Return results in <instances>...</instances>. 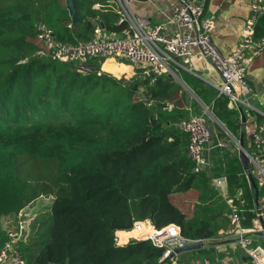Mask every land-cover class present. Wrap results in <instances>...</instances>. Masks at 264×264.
Segmentation results:
<instances>
[{
    "label": "trees",
    "instance_id": "16d2710c",
    "mask_svg": "<svg viewBox=\"0 0 264 264\" xmlns=\"http://www.w3.org/2000/svg\"><path fill=\"white\" fill-rule=\"evenodd\" d=\"M107 2L74 0L78 20L72 23L64 0H0V247L6 239L3 217L51 197L49 223L47 205V216L36 219L37 226L31 223L26 239L18 241L26 264H157L163 248L149 240L115 241V232L145 218L156 228L176 224L185 238L209 240L192 250L205 257L204 264H232L224 256L215 260L211 240L228 228L229 209L211 178L226 176L235 203L241 191L243 225L256 215L252 189L236 148L231 154L216 141L207 153L210 165L194 171L188 136L177 126L189 114L180 84L166 74L151 80L141 68L130 78L97 73L103 59L93 58L89 69L78 71L35 55L40 23L60 42L87 41L97 25L118 33L124 23L116 24ZM262 37L264 11L253 28V40ZM180 77L234 132L240 119H233L237 111L227 107L225 95L206 94L187 71ZM190 106L192 114H201L196 102ZM243 142L250 152V133ZM251 172L258 185L252 165ZM188 191L193 204L185 212L173 194ZM262 196L258 185L264 215ZM251 238L252 244L255 238L264 242Z\"/></svg>",
    "mask_w": 264,
    "mask_h": 264
},
{
    "label": "built area",
    "instance_id": "2783aa9c",
    "mask_svg": "<svg viewBox=\"0 0 264 264\" xmlns=\"http://www.w3.org/2000/svg\"><path fill=\"white\" fill-rule=\"evenodd\" d=\"M132 1L113 0L118 5L115 10L116 24L124 23V26L118 33L114 32L110 36H100L101 28L97 25L95 36L87 41L60 42L55 39L48 25L40 23L35 55L71 63L78 71L89 69V60L93 58L103 61L122 59L141 68L142 74L152 77L151 80L171 72L170 61H178L181 67L190 71L196 60H206L220 77V83L215 86L218 93L227 96L231 106L240 104L252 108L250 99L254 98V93L246 74L252 57L260 56L264 49V37L253 40V28L264 11V0H255L251 4V13L244 22L239 41L228 52H221L211 42V18L204 16L207 0H176L169 10L161 11L163 19L153 26L148 25L146 18L131 12L129 5ZM93 7L98 8V5L94 4ZM100 72L102 71H97ZM259 115L262 120L254 123L249 132L252 148L248 153L256 166L258 185L263 190L264 201V112ZM178 125L188 136L187 154L194 164V171L208 167L210 161L207 153L211 147L212 132L204 117L190 115L180 120ZM218 145L224 146L222 143ZM211 182L229 209L224 213L229 226L219 233L233 238L249 257L251 264H264V245L252 244L251 238V235L262 229L257 212L251 225H243L240 213L244 210L245 201L241 191H237L235 199L238 203H235L229 196L226 176L212 177ZM31 208L32 205H27L15 217L5 216L1 219L6 239L0 247V264H25L17 246L18 241H24L28 235L31 220L35 216ZM260 214L264 219L261 210ZM121 234L125 236L122 237ZM138 239L149 240L153 245L163 248L157 264H181L175 249L195 240L182 236L181 229L176 224L156 228L148 218L135 220L130 229L115 232V241L120 245ZM203 242L206 244L209 240Z\"/></svg>",
    "mask_w": 264,
    "mask_h": 264
},
{
    "label": "crops",
    "instance_id": "0c3cea01",
    "mask_svg": "<svg viewBox=\"0 0 264 264\" xmlns=\"http://www.w3.org/2000/svg\"><path fill=\"white\" fill-rule=\"evenodd\" d=\"M255 0H207L205 9H204V16L211 18V27L212 30L210 32L211 42L214 44L216 48H218L221 52H228L230 51L234 46L237 45L240 37L241 29L244 25L245 20L250 15V7L251 4ZM176 0H133L130 3V10L131 12L136 16L144 17L148 20L149 26H153L157 23H159L163 19V15L161 11H164L165 9H170L172 5H175ZM108 10H110L115 18H116V11L118 8V5L113 2V0H108L107 6L105 7ZM101 32L100 36H110L114 32L107 31L103 28V26H100ZM118 35V34H116ZM264 51V49L262 50ZM261 51V52H262ZM262 55V54H261ZM260 55V56H261ZM258 56V58H260ZM256 57H252L251 63L247 69V78L249 79L250 83H252L253 87V93L254 98L251 100H257L259 103L264 105V59L258 60L255 59ZM177 60V59H176ZM177 62V63H176ZM169 62V67L171 72V77L174 78L181 86V92L179 94H183L184 96V102L182 108L187 110L189 112L188 117L190 115H194L191 113V103L194 101L196 102L201 110V114L205 118V114L203 112H208V114L212 115V117L215 119V122L217 124H221L223 126V123L217 120V118L214 117L212 112L210 111V108L208 105H206L200 98L199 93L196 89H194L191 85L186 84L181 80V73L182 71H187L189 74L193 76V78L196 81H201L203 83V91L210 95L217 93L216 85L220 83V77L215 70V68L210 64V62L206 60H196L194 65H192L190 71L187 69L181 67L178 64V61ZM136 66L128 63L125 60H116V59H106L100 63V70L103 72H108L111 74L115 73H121L125 78H130L135 74ZM121 77V76H120ZM185 93H189L190 99L189 102H186L185 100ZM216 95V94H215ZM218 95V94H217ZM227 98V107L230 110H236L237 113L233 114L234 118L240 119V114L237 110V105L231 106ZM253 104V103H251ZM244 107V113L247 116V122L251 121V128L254 126V123L257 121V116L260 112H264V108L259 109L256 106H252V108H249L247 106ZM254 111V113L252 112ZM187 117V118H188ZM246 122V123H247ZM178 126V123H177ZM240 126H241V120H240ZM228 131V130H227ZM214 134V138L212 137L211 142L214 143L216 141L218 144L222 143L224 146H220L221 148H227L229 152L234 153V147L232 146V140L230 138L227 139H220L217 135L216 131H212ZM241 132V127H239L236 130V133L239 137ZM232 137L234 136L233 131H228V134ZM245 134V133H244ZM238 137L236 138V141L238 140ZM229 142V143H227ZM217 144V145H218ZM228 144V145H227ZM237 148V145L234 144ZM238 154V149H237ZM253 168L256 170V166L252 165ZM173 198L175 202H177L181 208L185 212H189L190 208H192V201L193 193L188 191L185 193H175L173 194ZM251 225V224H249ZM245 225V226H249ZM220 231V230H219ZM219 235V236H218ZM124 237L125 235H121ZM217 236L220 238L222 234L218 232ZM256 244H260L257 239ZM262 245V244H260ZM235 240L233 238H227V239H219L216 241L215 248L217 249V252L223 254L221 256H224L223 261H229L232 264H250L249 257L243 252L241 249V256H244L240 258V255L236 253L234 250L235 247ZM203 247H207V243L204 244ZM202 247V248H203ZM200 249V248H199ZM196 250V249H195ZM178 260L185 261L183 264H204L205 257L203 255H200V253L196 251H183L179 252L177 255ZM217 260V257L215 258ZM181 263V262H180ZM26 264V263H25ZM229 264V263H228Z\"/></svg>",
    "mask_w": 264,
    "mask_h": 264
},
{
    "label": "water",
    "instance_id": "95a60500",
    "mask_svg": "<svg viewBox=\"0 0 264 264\" xmlns=\"http://www.w3.org/2000/svg\"><path fill=\"white\" fill-rule=\"evenodd\" d=\"M65 6L68 10V15L71 19V22L74 23L75 21L78 20L76 13H75V8H74V0H64ZM168 77H171L170 73H166ZM190 95L189 93H185V100L186 102H189ZM237 110L240 114V120H241V132L238 137V140L236 141L237 149H238V158L240 161V164L242 166L243 171L246 174L247 180L251 186L252 193H253V205L254 209L256 210L258 217L260 219V224H261V230L257 231L254 233L256 237L262 241H264V219L260 214V208H259V203H258V185L255 182L252 172H251V165L253 164L252 159L250 158V155L248 151L244 147V127L246 125V116L245 113L242 109V106L240 104H237ZM204 246V242L202 239H195L192 241L186 242L182 247L176 248L175 253L183 252V251H190L194 249H199Z\"/></svg>",
    "mask_w": 264,
    "mask_h": 264
},
{
    "label": "rangeland",
    "instance_id": "374dc122",
    "mask_svg": "<svg viewBox=\"0 0 264 264\" xmlns=\"http://www.w3.org/2000/svg\"><path fill=\"white\" fill-rule=\"evenodd\" d=\"M262 54V55H261ZM261 56H260V58H258V57H256L255 59H258V60H262V59H264V51H262L261 52ZM263 72H264V70H263ZM109 74H111V73H109ZM113 75V74H112ZM122 75H124V74H122ZM121 75V73H115L114 74V76H116V77H120V76H122ZM141 91H143L142 90V88L140 89ZM144 92H145V90H144ZM143 95V94H142ZM218 95H219V93H218ZM251 103H253V104H251ZM251 103H250V105L251 106H256V107H258L259 109H262V108H264V105L263 104H261V103H259V101H257V100H251ZM252 112L254 113V111L252 110ZM204 114H205V123H206V125L211 129V132L214 130V131H216L217 132V135H218V137L220 138V139H227V138H230V140H232V146L234 147L233 149H234V153H235V145L234 144H236V138L238 137V135H237V133H236V130L239 128V127H241L240 126V121H239V125H238V127H236L235 128V131H234V136L235 137H232L231 135H230V133L228 134V131H227V129L225 128V125H221L220 123L219 124H217L216 122H215V119L212 117V115H210V114H208V112H203ZM219 121V120H218ZM220 122V121H219ZM251 124H252V122L251 121H248L247 123H246V125H245V127H244V130H245V133H246V135H248V133L250 132V129H251ZM242 128V127H241ZM212 137L214 138V134H213V132H212ZM212 139V138H211ZM227 143H229V142H227ZM213 145V143L211 142V146ZM228 145V144H227ZM226 149H228V146H227V148ZM236 150H237V148H236ZM231 153V152H230ZM233 153V152H232ZM231 153V154H232ZM254 164V163H253ZM254 172L256 173V171H255V169H254ZM50 201H51V197H45V198H39L37 201H34L32 204V206H33V208H31V209H33V212L35 213V216H34V218L31 220V223H33V222H36L37 220H40L41 218L42 219H44L45 218V216H47V208H46V206L48 205V203L50 204ZM191 204H193V203H191ZM49 207H50V205H48V210H49ZM191 209V208H190ZM32 214V213H31ZM49 215H50V210H49V213H48V222H47V224L49 223ZM256 216V215H255ZM37 219V220H36ZM36 220V221H35ZM40 222V221H39ZM31 223H30V225H31ZM37 224H39L38 223V221L36 222V226H37ZM30 227V226H29ZM44 227H47L46 225H44ZM43 228V227H42ZM219 236V235H218ZM216 237L215 239H212L211 240V243H216V241H218L219 239L221 240V239H227L228 238V235L227 234H222V236L219 238V237ZM230 237V236H229ZM262 244H264V242L262 243ZM208 245H209V243H208ZM207 245V246H208ZM236 246L239 248L240 246L235 242V246H233V247H235L234 248V250L235 251H238L237 249L238 248H236ZM239 250H240V248H239ZM239 252V251H238ZM241 253V252H240ZM219 258H221V253H217V259H219ZM178 259V258H177ZM178 262L180 263L181 262V264H183L185 261H181L180 259L178 260Z\"/></svg>",
    "mask_w": 264,
    "mask_h": 264
}]
</instances>
